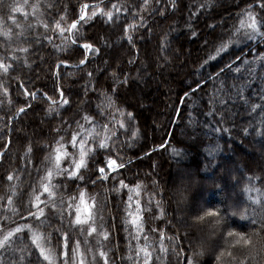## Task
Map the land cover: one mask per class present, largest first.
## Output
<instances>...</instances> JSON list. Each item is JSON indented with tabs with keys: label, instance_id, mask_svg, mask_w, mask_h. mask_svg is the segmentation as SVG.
Masks as SVG:
<instances>
[{
	"label": "trees",
	"instance_id": "trees-1",
	"mask_svg": "<svg viewBox=\"0 0 264 264\" xmlns=\"http://www.w3.org/2000/svg\"><path fill=\"white\" fill-rule=\"evenodd\" d=\"M172 1L175 7L170 8ZM95 3L99 4L92 6ZM84 4L89 5L88 15L96 8L101 12L79 23L69 39L67 29ZM143 4L144 0H0V63L10 65L6 73L0 70V238L17 225H31L50 237L45 246L61 262L63 234L70 237L69 254L79 239V228L71 223L76 208L69 211L68 200L83 190L95 204L98 238L107 233L96 247L107 253L109 264H143V252L139 256L137 252L145 244L152 256L149 264H187L186 257L199 250L201 242L205 252L195 258L196 264H240L264 247V231H260L264 221V36L249 41L237 34L240 42L229 45L227 54L208 57L239 26L247 5L258 16L264 12L255 0H149L142 9ZM16 5H23L27 16L13 12ZM107 11L113 13L111 20L102 14ZM57 21L63 32L58 31ZM133 24L128 29L129 42L125 28ZM85 42L99 52L89 51L81 65L84 50L78 45ZM141 67L158 75L150 121L148 116L138 117L129 102H134L131 89ZM148 81L145 86L150 85ZM61 90L67 105L60 106ZM107 97L115 102L111 108L106 106ZM21 108L25 110L20 112ZM85 115L94 123H86ZM77 121L85 128L95 126L100 133L107 124L116 135L109 133L108 148L92 155L88 167L81 170L83 179H70L66 172L54 174L55 207L40 204L45 215L36 219L29 215L37 212L32 206L34 196L48 200L41 177L53 166L45 157L54 154L56 141L63 137L71 155L62 161V168L72 166V155L78 151L69 142L73 130H78ZM117 121L127 129L122 130ZM109 159L117 162L113 171L106 168ZM177 166L191 169L192 174L175 188L174 170L169 169ZM99 167L105 168L107 179L101 178ZM184 199L200 206L181 222L178 215ZM137 202L143 225L139 233L129 214H136ZM209 208L224 217L219 226H213L212 218L202 223L193 219ZM240 212L249 219H241ZM252 219L258 223L253 225ZM230 229L247 234L255 248H232L235 260L229 257L224 234ZM161 233L166 252L160 250ZM31 235L29 229L14 232L0 247V264H48ZM222 249L225 255L217 262ZM245 264H264V253Z\"/></svg>",
	"mask_w": 264,
	"mask_h": 264
},
{
	"label": "snow or ice",
	"instance_id": "snow-or-ice-1",
	"mask_svg": "<svg viewBox=\"0 0 264 264\" xmlns=\"http://www.w3.org/2000/svg\"><path fill=\"white\" fill-rule=\"evenodd\" d=\"M148 2L149 0H144V4L141 5V8L143 9L148 4ZM157 2H159V0H157ZM255 2L259 5L261 12H264V0H255ZM25 3H27V0H25ZM35 7L36 5H33V9H35ZM88 7L89 5L87 4H84L81 7L80 9L81 14L79 15L78 19L73 20L71 25L67 29L69 33H72L73 30H76L79 23L87 22V20L94 17L97 14V12H101V9L96 8V10L91 13V15H88L85 12V9H87ZM113 7L115 8L116 6L113 5ZM173 7H175L174 2H173ZM12 11L22 12L24 13L25 16H27V13L24 11L23 5L13 6ZM117 11H119L118 8H117ZM102 14L106 15L109 20H111L113 17L112 11H107L106 13H102ZM9 18L12 19L13 22L15 23V19L13 17H9ZM61 19L63 20L64 17H61ZM16 26L20 27L19 24H17ZM56 26L57 28H60V21L56 22ZM135 26H136L135 24L127 25L125 28V35L127 39L129 40V42L132 41V37L128 35V29L134 28ZM45 27H47V25H45ZM209 27H212V26L209 25ZM262 27H264V15L258 16L254 11H252V5L251 4L247 5V9L242 10V17L239 19V26L234 28L233 33L231 36H229L228 40L226 41L222 40L215 47V51L209 55L208 59L209 60L215 59L216 56H219L221 53L227 54L226 50L229 48V45L240 42V37L237 34H242L244 37L248 39H255L257 35L264 36V31H261ZM60 30L61 32L64 31L63 28H61ZM3 35L8 36L9 32H4ZM192 35L195 36L196 32L193 31ZM233 37H235V39ZM72 43L76 44L77 41L73 40ZM78 46L84 50L83 52L84 58L79 61L81 65H84L86 63L89 51H95L97 53L99 52V49L95 48L94 45L91 43L85 42L83 44H79ZM21 51H27V49H21ZM237 59H239V57H237ZM62 63H67V61H63ZM9 67L10 65L0 63V70L4 71L5 73L8 71ZM224 67L230 68L231 66L229 64H225ZM238 70L239 69H237V71ZM220 71L221 73H223L224 68H222ZM89 75H91V73H89ZM123 83H127V80L125 79ZM113 90L115 91V89ZM31 95L33 96V98H35L36 94L31 93ZM45 95L47 94L45 93ZM185 95H187V93ZM60 96H61L60 106L69 104V100L67 98H64V94L62 90L60 91ZM240 98L243 99V96L241 95ZM107 101H108L106 105L107 107L111 108L114 106L115 102L111 99V97H107ZM55 103L56 101H53V104ZM221 103H223V101H221ZM19 111L23 112L24 108L19 109ZM116 111L120 112L121 116L125 115V113L121 109L117 108ZM101 114H103V112ZM127 116L131 117L132 113L130 112L127 113ZM83 119L86 123H94L93 118L89 115H85ZM112 119H115V117H113ZM223 119L224 117L222 116L221 120ZM117 123H119V126L121 128L124 127V123L122 121H117ZM77 129L78 130H73L70 143L73 148H78V158L77 156L72 155V161H71L72 166L70 168L68 169L62 168V161L66 157L71 155L65 148V144L63 143V140H64L63 137H61L60 140L56 141V147L54 149V154L51 156L45 157L46 160H49V159L51 160L53 166L48 168L46 171V174L43 177H41V188L44 193L48 194V200L47 201L41 200L40 194H36L34 196V202L32 206L37 208V212L33 213L30 211L29 215L35 216L36 219H40V217H43L45 215L44 208L39 207L40 204H45V206H47L48 204H52V206L55 207V203L53 200V197L55 196V191H54L55 185L52 184V178L54 174L60 175L66 172L70 179L71 178L83 179L84 177L81 174V170L86 169L88 167V164H89V161L91 160L92 155L98 152L99 149H107L109 146L108 141L110 140L111 136L116 135V132L113 129H109L107 124L103 125L104 134L102 136H101V133L96 130L95 126H93L92 128H85L84 124H81L79 121H77ZM223 130L227 131V129H223ZM109 133H111V136L109 135ZM135 135L136 133L133 132V136ZM97 138H99L98 147L94 148L93 142L96 141ZM27 151L31 152L30 146L27 148ZM173 152L174 154L179 155V152L177 150L173 149ZM114 163L115 161L111 159L108 160L109 167H111ZM120 167L122 168L123 164H121ZM99 173L101 174V178L103 179L108 178L106 175H104L105 173L104 167H99ZM12 179H13L12 175H9L8 180H12ZM120 183L121 185H124L123 180H121ZM124 186L127 187L126 185ZM139 188H140V185H137L136 190H138ZM69 199L74 200L75 198L70 197ZM129 199L131 200V196L129 197ZM11 203H12V200H11V197H9V204ZM71 207L72 205H69V208ZM91 207L92 205H89L85 202V193L83 190H81L80 196H79V204L76 205L75 218L74 220L71 221V223L75 226H80L82 231H83L84 225L89 224L90 222L94 223V212L89 211ZM139 212H140V205H139V202H137L136 214H133L131 212L129 214L132 215L133 217L131 220V223L136 227V231L138 233L143 231V225L139 223L140 221V216L138 215ZM239 215L241 219H245V220L249 219V217L244 212H240ZM208 218L213 219L214 227L219 226L221 224V221L224 219V217L219 214L218 210H214L211 208L204 210L202 214L196 215L193 219L198 223H202V222H205ZM251 223L253 225H256L258 221L255 219H252ZM23 227H26L29 229V231H31L32 244L35 245V247L39 250L40 256L43 257L44 260L48 261V264H56V254L54 250L51 247L45 246V241L50 239V237H46L43 233L37 230H33L31 225H24ZM21 230H22L21 227H17L13 231H9L5 236H3V238H0V247H4L6 242L13 236L14 232H20ZM57 231H59V229ZM87 231H88V234L91 235L92 233L96 232L97 229L95 227L90 226L88 227ZM260 231H264V221L260 222ZM102 235L105 238H107L106 232L102 233ZM63 236H64V247L68 249L70 246L69 245L70 237L67 233H64ZM224 236H225V243L228 245V249H229L227 251V255L229 257H232L233 260H235V257L233 256V253L230 249L237 248V247L255 248V245H253L251 238L244 232H239V231L230 229L224 234ZM147 239L148 238L145 237L146 241ZM169 239H174V238H169ZM160 244H161L160 250L162 252H166L167 249L165 248L163 244V233H161ZM197 247L199 250H194L191 256L186 257L187 264H196L195 258L204 255V252H205L204 243L201 242ZM79 249H80V242L77 241L75 245L71 246V256L70 257L67 251L63 253V256L65 257L63 264H77V258H79V264H84L83 254L79 252ZM138 249L139 251L137 252V256H139L140 252H143V256H144L143 264H149V261L152 259V256H151V253L148 251L147 244H145V246L143 247L138 246ZM180 251L182 252V250ZM260 253H264V247H261L255 254L250 253L249 256H245L244 259L240 261V264H245V261L248 260L250 257L253 261H255L257 256ZM99 255L101 257H104L105 264H108L107 253L101 251ZM176 255L179 256L180 252H176ZM224 255H225V250L222 249L221 252L216 256V261L220 262L222 256Z\"/></svg>",
	"mask_w": 264,
	"mask_h": 264
},
{
	"label": "rangeland",
	"instance_id": "rangeland-1",
	"mask_svg": "<svg viewBox=\"0 0 264 264\" xmlns=\"http://www.w3.org/2000/svg\"><path fill=\"white\" fill-rule=\"evenodd\" d=\"M173 2L172 1V4L170 6V8H172L173 6ZM258 4H256L257 6ZM259 6V5H258ZM62 27V25H60V28ZM60 28H58V31H61ZM61 34V33H60ZM64 33H62L63 35ZM242 35V34H241ZM242 37L245 39V40H249V41H253V40H257L258 38V35L255 37V39H248L246 37H244L242 35ZM177 52H175L176 54ZM143 67V66H142ZM141 67V70L142 72H140L139 76H138V79L137 81H134L135 83V87H133L132 90V97H133V101L135 102H132V101H129L130 102V106L135 110L136 114L138 115V117H142L143 116H148V120L150 121L152 118L150 116V114L152 113V108L150 109V105L151 103L153 104L155 102V98L158 96L157 95V90L155 88L156 84L158 86V78L156 75V70H146V69H143ZM149 80V86L146 85L145 86V81ZM147 82V83H148ZM153 82V83H152ZM155 83V84H154ZM147 93V95H146ZM117 118V117H115ZM16 119V118H15ZM120 127V126H119ZM121 128V127H120ZM122 130L124 129H127V127L124 125L123 128H121ZM181 135L184 134V130H181ZM133 132L136 133V131L134 130ZM104 134V130L101 132V136ZM29 135V134H28ZM110 135V134H109ZM132 136H133V133H132ZM135 136H133V138H135ZM110 140L108 141V144H109ZM70 143V142H69ZM98 143H99V140H98ZM70 146L71 143H70ZM77 151H78V148H77ZM1 155V154H0ZM77 158H78V155H76ZM113 161H115L114 159H111ZM182 162V161H181ZM117 166V162L115 161L114 163V166L113 167H109L108 166V163L106 164V168L108 171H113ZM115 167V168H114ZM176 168V167H175ZM181 168H179L177 166L176 170L175 169H169V171H173L174 170V173L170 174L173 175V180H174V183L176 185L175 188H178L180 187V185L183 183L182 181L184 180V176L186 178H189V174H192V170L191 169H186V170H180ZM178 170V171H177ZM175 171H177V174L175 173ZM179 173V175H178ZM189 184L186 185V187H188ZM79 196L80 194H78L74 200L72 199H69L68 200V207L69 205H72L76 208V205L79 204ZM85 202L89 205H92V207L89 209L90 212H94V215L97 214L96 212V209H95V204L93 202V200L87 196L85 194ZM200 203H196V208L199 205ZM94 205V206H93ZM191 202H190V199H184L183 200V203L180 204V211L181 213L178 215V219L179 221H185V219L188 217V213L191 211V209L195 208ZM69 211H70V208H69ZM70 213V212H69ZM75 218V216H74ZM158 219V218H157ZM24 225H17L15 226L14 228H11V229H8V231H13L14 229H16L17 227H21L22 230H27L28 228L26 227H23ZM95 227L97 229L96 232L92 233L91 235L88 234V227ZM79 228V233L76 232L77 234V237H79V239H76L74 242H73V245L76 244L77 241L80 242V249H79V252L81 254H83V258H84V264H105V258L104 257H101L99 255V253L101 252L96 246L99 245V238L102 237L103 235H99V238L97 236V233H98V225L96 224V221H95V216H94V223H89V224H86L83 226V231L81 230V227L78 226ZM8 232L5 233V235L7 234ZM100 233V231H99ZM206 233V232H205ZM4 235V236H5ZM72 245V246H73ZM66 251V248L64 247V242L62 243V250H61V262H57L56 260V264H63V261L65 260V257L63 256V253ZM71 256V251H70V254H69V257ZM48 263V261H46ZM77 264H79V258H77ZM109 264V263H108Z\"/></svg>",
	"mask_w": 264,
	"mask_h": 264
},
{
	"label": "water",
	"instance_id": "water-1",
	"mask_svg": "<svg viewBox=\"0 0 264 264\" xmlns=\"http://www.w3.org/2000/svg\"><path fill=\"white\" fill-rule=\"evenodd\" d=\"M99 3H95V4H93L92 6H97ZM69 35H70V33H69ZM24 110H25V108H24ZM114 166V164L111 166V167H113Z\"/></svg>",
	"mask_w": 264,
	"mask_h": 264
}]
</instances>
